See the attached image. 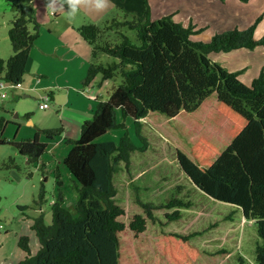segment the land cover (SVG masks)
Masks as SVG:
<instances>
[{"label":"trees","instance_id":"trees-1","mask_svg":"<svg viewBox=\"0 0 264 264\" xmlns=\"http://www.w3.org/2000/svg\"><path fill=\"white\" fill-rule=\"evenodd\" d=\"M7 1L17 15L9 30L13 54L8 59L0 57V78L17 83L24 80L41 25L33 5ZM143 3V12L133 19L109 20V27L127 26L136 31L135 39L122 32L120 41L106 40L102 38L105 28L96 23L78 29L93 46V61L83 85L92 86L100 79L101 86L117 73L123 81L109 99H100L92 119L83 123L80 137L67 139L72 147L62 163L73 176L76 199L73 204L68 201L56 168L57 197L51 205V223L46 222L45 211L35 218L32 229L40 248L32 255L30 237L22 236L19 245L28 255L17 264H164V260L195 264L200 252L190 242L192 235L145 233L147 219H156L154 209L189 207L190 202L175 198L164 206L139 199L146 216L137 213L128 225L120 219L126 210L116 200L114 175L122 162L131 163L134 151L148 145L143 124L152 116L163 123L160 129L176 147L188 178L213 199L240 208L246 219L256 223L262 239L256 260L264 264V69L247 84L239 77L241 71H229L211 58L214 53L240 49L253 54L264 51V32L257 36L263 12L247 27L233 25L204 41L193 36L206 26L185 25L173 14L156 18L152 0ZM103 53L112 58L108 64L99 60ZM128 118L133 119L142 146L132 138ZM6 121L1 118V129ZM120 128L125 131L119 142L99 140ZM44 130L53 139L64 132L63 126ZM16 146L30 162L41 163L48 171L43 155L49 144L39 134ZM44 193L43 186L41 199ZM168 217L179 219L181 212L176 210Z\"/></svg>","mask_w":264,"mask_h":264},{"label":"rangeland","instance_id":"rangeland-1","mask_svg":"<svg viewBox=\"0 0 264 264\" xmlns=\"http://www.w3.org/2000/svg\"><path fill=\"white\" fill-rule=\"evenodd\" d=\"M47 2L48 0H23L24 4H39V15L47 21V27L50 28L55 25L50 21L56 20V12L52 14L48 11ZM106 2L110 7L100 11L86 0L81 3L74 17H69L68 6L65 4L67 12L59 19V24L65 25L72 21L76 25L96 23L105 28L102 38L106 40L120 41L122 32L135 39L136 31L127 26L109 27V20L114 17L119 20L133 19L140 15L144 10L143 0H106ZM152 2L156 18L173 14L175 20L185 25L193 23L198 28L206 26V30L193 36L194 39L204 41H209L218 30L233 25L247 27L253 22L255 16L262 12L264 15V0H250L249 2L242 0H152ZM16 15V9L10 5L0 10L2 37L0 48L1 53L6 51L5 55L12 51L9 30ZM60 27L61 31L63 27ZM45 31L48 32V30ZM263 32L264 18L258 25L257 36L260 37ZM42 42L44 44L45 38ZM39 46L40 44L34 49L38 50ZM8 57L6 56V59ZM211 58L229 71H241L239 77L247 84H250L264 69V51H257L253 54L248 50L240 49L214 53ZM100 61L108 64L112 58L103 53ZM66 66L67 60L48 63L47 59L40 58L38 52L35 51L31 54L27 66L23 80L24 86L16 87L8 84L0 89V123L2 117L7 120L3 129L0 126V264H17L28 255L19 245L20 238L25 235L30 237L32 255L38 252L40 242L36 232L32 229V224L42 211H45L46 222L51 223V205L57 197L56 168H59L62 174L68 201L73 204L76 199V192L72 188L73 176L69 169L58 161V158L55 159L56 149L51 151L49 148L43 155L45 156L43 161L46 162L47 167L56 161L54 167L47 168L48 171H46L41 163L30 162L29 157L21 153L16 146V142L34 138L36 134L40 135L42 141L50 142L60 139L62 134L59 136L56 134L54 138L56 140H53V137H49L44 129L64 127L63 124L67 123V118H60L64 114H70L66 112L67 108L61 105V101L65 100L67 90L53 86L59 100H52L49 102L50 108L41 109L39 104L43 90L32 86L35 82H41L40 74H44L43 80H46L48 76V78L52 77L53 81L55 78L59 81L60 73L66 69ZM98 81L96 84L99 83ZM122 81L123 78L117 73L114 79L106 83L102 96H100L101 99H109L115 87ZM3 93L5 96L2 95ZM61 108L64 113L62 115L58 114ZM27 113H30L32 123L29 122ZM119 120H122L121 113H119ZM157 121L158 119L153 116L150 121L144 120L143 133L147 137L148 145L145 149L134 151L131 163L126 165L122 162L120 170L114 175V184L117 188L116 200L126 210V214L120 219L128 225L135 214L141 213L146 216L139 199L165 206L171 200L181 198L190 202V206L154 209L156 219H147L145 231L147 235L156 236L162 232L192 235L190 242L200 252L195 264H257L256 250L257 245L262 243V239L258 234L256 223L246 219L240 208L213 199L188 178L179 164L176 147L160 129L163 123H157ZM127 125L134 141L142 146L143 143L136 135L132 118L127 119ZM165 127L171 130L169 126L165 125ZM68 129L71 135L79 136L81 131L71 126H68ZM124 131L121 128L111 130L99 140L119 142ZM68 144L70 143L67 139H64L60 151ZM43 186L45 197L41 199L40 193ZM70 208L75 210L73 205ZM176 210H180L181 217L170 220L168 214ZM224 249L227 251L226 254L219 253ZM163 262L170 264L167 260Z\"/></svg>","mask_w":264,"mask_h":264},{"label":"crops","instance_id":"crops-1","mask_svg":"<svg viewBox=\"0 0 264 264\" xmlns=\"http://www.w3.org/2000/svg\"><path fill=\"white\" fill-rule=\"evenodd\" d=\"M26 4L35 6L37 10L36 12L37 20L41 25L40 37L37 39L34 47L31 49L30 59H31V54H34L35 51H37L40 58L47 59L48 63L53 64L57 60L58 61L67 60L66 69L61 71L59 81L55 77L53 81L52 77L48 78V76H46L47 78L46 80H43L44 77L42 76H44V74H40L41 82L40 83L35 82L34 85L32 86V87L36 86L37 88L39 87L38 89H42L43 90L41 94L42 96H44V94H49L51 97V101L59 100V96L57 95V93H55V88L58 87L67 90L65 94V100L61 101V105H64L67 108L66 112H69L70 114H64L63 108H61V110L58 113L61 115L64 114L63 116H60V118H64V119L67 118V123L65 122V124H63L64 132L62 133L59 140L53 139L56 141H50V142L48 141L49 142L48 149L50 148L49 150L51 151L52 149H56L57 152L55 153L56 155L55 159L58 158L59 159L58 161L62 163V160L68 154V152L72 147L71 144H68L69 147L63 146V150L60 151L61 150L60 147H62L61 145L64 139H78L80 137V134L79 136L75 134L71 135L68 126H71L72 128L74 127L75 129L78 128V130L79 129L81 130L83 123L86 120L92 119L97 104L101 99L100 96H102V90L105 89L106 83L109 82L110 80L105 81L101 86L99 84H96V82L92 86L83 85L82 82L87 75L90 64L93 61L92 58L93 46L87 40H85L82 37L81 33L79 32L78 29L81 25H76L73 21L67 22L65 23V25H62V23L59 24L60 22L59 19H61L62 15L67 12L65 5L62 10L56 12L55 15L56 20L53 19L50 21L51 23L55 24L54 27L48 28L47 21L42 19L39 15V10H40L39 4L38 3L36 4L26 3ZM6 5H10V3L7 0H0V10L4 8ZM113 6L115 5L113 4ZM57 7H59V5H57ZM109 7L110 5L106 2V7H104L100 11L108 9ZM49 19L52 18L49 17ZM49 25L51 24L49 23ZM60 26L63 27L61 31H60L61 28ZM45 30H48V32H46ZM1 38L2 37L0 33V40ZM43 38H45L44 44L43 42L41 43ZM37 43L40 44V46L38 50H35L34 48L38 45ZM1 50L2 49L0 48L1 58L6 59V56L10 57L13 54V49L11 53L7 51L9 52L8 55H5L6 51L4 53L3 52L1 53ZM22 84L24 86L23 81ZM53 86H55V88H53ZM29 122L32 123V120L30 118H29ZM55 164L56 161H53V165L50 163V167L47 168L52 169Z\"/></svg>","mask_w":264,"mask_h":264},{"label":"clouds","instance_id":"clouds-1","mask_svg":"<svg viewBox=\"0 0 264 264\" xmlns=\"http://www.w3.org/2000/svg\"><path fill=\"white\" fill-rule=\"evenodd\" d=\"M86 2V0H48L47 9L50 13L54 14L55 12L62 10L64 5L68 6V15L69 17H74L81 3ZM94 5L96 10H102L106 7V0H87ZM59 5V7H57Z\"/></svg>","mask_w":264,"mask_h":264},{"label":"built area","instance_id":"built-area-1","mask_svg":"<svg viewBox=\"0 0 264 264\" xmlns=\"http://www.w3.org/2000/svg\"><path fill=\"white\" fill-rule=\"evenodd\" d=\"M8 84H13L16 87H22L23 86L22 82L11 83V82H7L6 80L0 78V89H2L5 85H8ZM2 95L5 96V93H3ZM50 101H51L50 95L44 94V96H42L40 104H39L40 108L41 109L49 108L50 107V104H49Z\"/></svg>","mask_w":264,"mask_h":264}]
</instances>
